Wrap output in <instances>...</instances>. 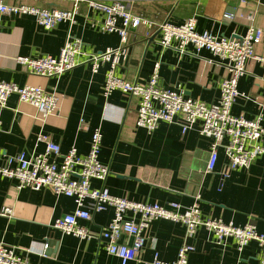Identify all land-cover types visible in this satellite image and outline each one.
<instances>
[{"label":"crops","instance_id":"1","mask_svg":"<svg viewBox=\"0 0 264 264\" xmlns=\"http://www.w3.org/2000/svg\"><path fill=\"white\" fill-rule=\"evenodd\" d=\"M112 3L114 0H103ZM131 12L156 22L181 25L196 19L197 31L217 35H243L253 15L256 26L264 30V0H121ZM7 4H27L43 8L69 9L71 2L48 0H6ZM236 11L234 20L223 15ZM103 15L81 5L76 22L61 23L48 31L37 25L30 15L2 18L0 39V80L18 86H40L59 98L56 114L45 122L37 109L12 95L8 107L0 112V162L6 155L21 151L41 153L45 144L39 134L61 147L66 154L72 147L80 155L90 150L94 131L102 134L101 162L110 174L105 181L93 180V188H106L115 196L133 201L175 202L187 208L200 202L202 218H217L238 226L254 225L264 234V155L249 168L231 170L222 148L213 172H208L212 140L203 137L197 127L186 132L178 124L161 123L154 132L137 127V97L114 91L103 94L108 65L96 73L80 56L82 64L58 77L46 78L31 74L20 65L17 56H59L67 38L83 41L85 54L121 46L120 36L100 30ZM149 33V35H147ZM156 27L145 25L132 30L128 41V56L117 68V74L130 82L146 83L160 63L161 84L179 88L187 97L207 104L217 101L220 82L231 73L228 67L211 61L208 51L199 54L192 47L181 53L159 44ZM264 58V37L256 47ZM264 86V62L250 60L247 72L239 82L241 96L232 108L234 115L254 119L261 106ZM37 116V117H36ZM264 146V138L262 140ZM61 159H59V162ZM72 198L57 195L50 189L36 191L18 188L16 181L0 176V246L15 247L29 253L30 264H121L108 253L102 230L111 222V208L93 214L90 221H80L91 237L81 239L66 234L54 226L56 219L75 210ZM8 208L7 213L3 210ZM146 245L137 259L128 264H151L156 254L164 261H175L183 243L195 250L188 256L189 264H261L260 249L251 242L242 251L233 240L217 244L203 228L188 237L181 223L155 220L144 231ZM122 241H131L124 237Z\"/></svg>","mask_w":264,"mask_h":264},{"label":"built area","instance_id":"2","mask_svg":"<svg viewBox=\"0 0 264 264\" xmlns=\"http://www.w3.org/2000/svg\"><path fill=\"white\" fill-rule=\"evenodd\" d=\"M48 1L71 2L72 7L61 9L27 4L11 5L6 0H0V39L4 16L30 15L35 18L38 26L53 31L63 22L73 26L81 5L86 3L91 10L103 15L98 25L100 30L118 34L121 46L85 54L83 41L70 35L57 57L50 54L39 57L17 56L16 61L31 74L46 78L58 77L82 64L84 61L80 56L86 55V62L91 64L94 73L104 64L109 67L103 89L105 97L114 91H121L138 98L137 127L150 133L161 123L178 124L183 132L197 127L203 137L211 139L208 172L215 170L220 148L224 150L231 170L249 168L258 157L264 155V115L260 112L254 119H249L232 113L233 106L241 96L239 82L247 72L248 62H264V58L256 54V47L263 40L264 30L255 25L253 15L249 16L250 23L243 35L224 36L210 31L198 32L195 18L177 26L168 22L150 21L131 12L128 5L121 0H114L112 3L103 0ZM241 1L247 4V0ZM223 16L234 20L236 11L226 12ZM141 25L150 29L156 27L160 34L159 44L164 48L187 53L189 47H192L197 54L205 50L213 56L212 62L216 61L229 68L231 75L221 80L220 95L216 102L207 104L185 96L179 88L164 87L160 79V63L155 64L153 74L146 83L130 82L117 74V68L128 56L130 32ZM12 95H17L23 103L33 105L42 122L58 111L60 98L56 94L40 86L21 87L0 80V112L8 107V100ZM261 106L264 107V86ZM1 126L0 119V131ZM38 141L45 144L44 152L21 151L16 155H6L0 162V176L16 181L20 189L39 191L47 188L57 195L72 198L76 205L75 210L54 222V226L64 233L81 239L90 238L89 229L82 226L80 221H90L93 214L111 208L114 212L113 218L101 235L108 253L118 257L121 264L137 259L146 245L144 231L155 220L183 224L188 237L194 236L203 228L217 244L233 240L238 251L255 242L260 249V262L264 264V234L258 232L252 224L238 226L222 219L202 218L199 200L187 208H182L175 202L164 206L115 196L106 188H93V180L105 181L110 174L109 167L100 160L102 134L99 130L92 135L87 155H80L75 147L62 154L61 147L49 140L46 134H39ZM8 211L5 208L3 213ZM124 237L131 241H122ZM194 250L192 245L183 243L175 261H164L156 254L151 264H189L188 256ZM0 264H30L29 253L18 252L15 247L2 245Z\"/></svg>","mask_w":264,"mask_h":264}]
</instances>
